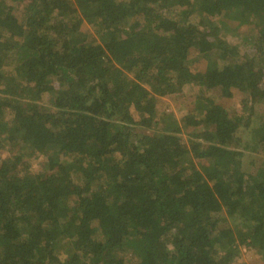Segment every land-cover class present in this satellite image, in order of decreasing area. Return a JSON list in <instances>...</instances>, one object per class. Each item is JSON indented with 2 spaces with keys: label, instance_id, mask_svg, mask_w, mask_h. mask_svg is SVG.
<instances>
[{
  "label": "trees",
  "instance_id": "16d2710c",
  "mask_svg": "<svg viewBox=\"0 0 264 264\" xmlns=\"http://www.w3.org/2000/svg\"><path fill=\"white\" fill-rule=\"evenodd\" d=\"M188 84L184 142L155 103ZM233 88L264 103V0H0V264H233L228 218L264 258V158L242 169V119L211 95Z\"/></svg>",
  "mask_w": 264,
  "mask_h": 264
},
{
  "label": "rangeland",
  "instance_id": "374dc122",
  "mask_svg": "<svg viewBox=\"0 0 264 264\" xmlns=\"http://www.w3.org/2000/svg\"><path fill=\"white\" fill-rule=\"evenodd\" d=\"M19 11L16 13L19 14ZM252 26V24L239 25L235 20L224 19L221 34L230 44L237 47L238 57L252 54L251 42L246 41V35L254 34L251 31ZM80 30L86 38L97 36L94 29L88 24H83ZM208 60L220 63L219 52L214 50L205 56H194L189 62V67L192 71H198L206 66ZM211 95L215 103L223 107L230 115L242 119L239 132L242 140L241 144L242 146L244 144L249 146V148L243 149L242 169L247 172H254L264 158V151L261 146H258L256 151L251 149L256 144V140L253 138L254 131L264 124V103L251 102L247 95L237 88L232 89V96L229 98H219L215 94ZM202 96H204V93L198 85H185L177 93L158 96L155 103L156 114L157 116L162 115L164 118L172 116L176 119L181 126L178 134L184 142H187L192 137V134L199 130L200 126L184 125L182 119L194 112L193 109L198 106V99ZM246 121H248L247 125H245ZM0 154L1 156H7L9 151L8 149H3ZM30 161L33 164L31 166L33 171H37L38 168L40 170L41 168L45 169L44 156L34 154ZM235 223L234 220L227 219L228 226L235 228L233 235L238 243L239 250L237 260L233 264H264L263 257L254 252L251 247L246 246L245 243L239 242L240 233L246 232V228L242 229V232L238 231Z\"/></svg>",
  "mask_w": 264,
  "mask_h": 264
}]
</instances>
